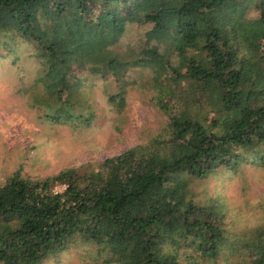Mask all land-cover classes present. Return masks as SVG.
<instances>
[{
  "label": "trees",
  "instance_id": "obj_1",
  "mask_svg": "<svg viewBox=\"0 0 264 264\" xmlns=\"http://www.w3.org/2000/svg\"><path fill=\"white\" fill-rule=\"evenodd\" d=\"M25 53L40 68L32 109L49 124L93 127L91 79L113 85L118 110L151 91L165 121L120 155L9 177L0 264L72 249L93 264H264V223L236 232L195 191L221 170L264 172V0H0V61Z\"/></svg>",
  "mask_w": 264,
  "mask_h": 264
},
{
  "label": "rangeland",
  "instance_id": "obj_2",
  "mask_svg": "<svg viewBox=\"0 0 264 264\" xmlns=\"http://www.w3.org/2000/svg\"><path fill=\"white\" fill-rule=\"evenodd\" d=\"M22 58H29V54L21 56L16 66L0 61V185L19 171L24 177L42 179L120 155L165 121L152 105L151 91L132 89L125 107L118 110L109 105L107 98L113 85L91 79L87 91L96 102L98 116L93 127L80 132L49 124L32 109V98L39 91L34 81L40 68L30 58L25 63ZM195 185L198 199L217 200L227 210L229 225L236 232L264 223L261 169L245 166L236 173L221 170ZM93 256L72 249L44 264H93Z\"/></svg>",
  "mask_w": 264,
  "mask_h": 264
}]
</instances>
